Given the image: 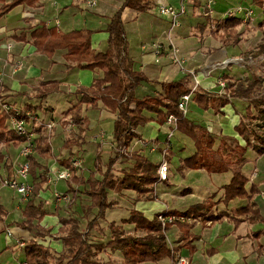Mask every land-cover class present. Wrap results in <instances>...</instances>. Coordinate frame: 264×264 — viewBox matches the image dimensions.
<instances>
[{
    "label": "crops",
    "instance_id": "1",
    "mask_svg": "<svg viewBox=\"0 0 264 264\" xmlns=\"http://www.w3.org/2000/svg\"><path fill=\"white\" fill-rule=\"evenodd\" d=\"M0 1L7 3L11 0ZM70 2V6L50 7L48 0H40L37 7L18 6L0 18V106L7 104L25 117V128L31 134L33 141L38 137L36 132L38 127H41L49 135L51 158L61 154L66 155V159L72 152L83 157L91 155L94 160L98 150L104 155L106 149L105 145L100 144L97 138L95 140L96 144L92 142L93 139L89 138V134L95 130V126L96 128H102L100 122L108 120L110 125L106 130L112 142L114 116L98 104L96 109H103L105 117L100 122L91 120L88 115L85 116L86 106L91 109L90 105H83L88 130L86 131V136H84L85 134L83 135L85 144H75L73 145L74 149L62 147L64 140L68 138L65 133L68 134L72 127L62 128V119L60 120L59 118L77 102V98L70 93H73L78 86L88 87L92 80L101 72L99 70L91 72L68 66L63 59L64 52L61 50L56 51L50 59L36 53L28 34L41 23H45L49 27L55 26V21L59 23L56 28L63 33L80 29L97 31L91 36V47L94 49L95 54L100 56L106 49V47H102V45L106 44L108 36L104 30L109 18L119 7H111V9L106 10V7H84L85 3H82L83 7H80L82 4ZM122 2L123 0H118L117 3L121 5ZM154 3L156 5L157 0H154ZM149 11L151 9L146 11L147 15L143 16L145 20L150 19L148 17L151 15L148 14ZM13 13L14 20H11L9 16ZM139 13L131 9H124L122 21L125 31L127 29L126 14H128L131 26V24L136 23L138 17L142 19V15L139 16ZM221 14L222 12H217L215 15L219 16ZM79 15L84 17L81 23L77 22ZM101 18L106 20V24L102 25ZM214 18L212 20H219V18ZM199 19L202 22L201 18H193L195 21ZM154 20L152 17L150 22L155 29L159 28L161 30L160 33L149 32L143 38L142 33H140L139 37L141 39L137 36L134 47H130L128 43L134 69L142 72L148 79V82H143L136 88L135 95L137 97L159 93L160 86L153 83V81L172 82L182 79L185 75H191L188 77V87H191L194 81L197 80L199 82L197 91L202 90L217 94L216 81L222 79L226 83L228 79L241 84L244 88L251 87V99L264 98V41L261 42L259 40L261 45H257L255 51H260V55L255 53V56L243 53L248 49L244 47L246 37L243 36L242 42L234 47L222 46L220 42H216L211 36L209 38L203 37L204 39L201 42L197 37H187L186 40L184 39L185 41L195 39L198 42L196 47L194 46L192 49L190 46L182 47V38L178 39L179 31L175 34L174 31L168 32V22L165 19L164 22ZM193 20L187 18L186 22L190 24ZM255 20L258 25L256 31L264 37V28L259 26L261 17L259 18L258 14ZM20 33L26 34L24 40L18 39ZM170 41L179 52L178 57L184 63L183 69L181 68L182 65L180 66L172 59V52L169 48ZM8 43H11L13 48L7 49L6 45ZM157 43L163 46L159 56L155 55L153 49V45ZM225 62H227V65L224 66ZM18 64H21L19 69H17ZM43 67L46 70H42ZM254 69L261 70V73L255 72ZM51 80L58 81L59 92L50 94L45 100L40 102L34 96L36 93L35 89L40 82ZM69 95L74 98L73 102L71 101L72 98L68 97ZM58 100L61 101L62 105ZM29 105L34 107V109L30 108ZM248 108L255 115L256 112L253 105H250V101L244 98H230L229 102L225 106L218 108V110L214 108L201 110L192 100V103L188 104L187 112L184 116L194 124L206 128L214 138V149L218 147L222 137L231 139L230 141H232L233 145L244 147L246 142L239 136L238 127L241 121L244 120L245 112ZM148 116L152 117V121L135 129L140 139H133L128 151L137 152L154 164L160 165L164 161L167 162L168 179L158 182L154 186L151 195L139 200H135L136 194L132 191H122L118 194L110 192L120 197V201L119 199L115 202L113 201L115 203L114 208L120 207V202H129L126 203L128 207L124 211V215L121 218H113L110 222L119 224L122 219L128 217L129 210L132 208L142 213L146 219L151 220L165 211L183 212L195 204L211 201L214 205L209 212H205L200 217L191 220L192 228L190 231L196 237V240L191 243L194 250L190 251V246L179 248L182 243L180 240L181 230L177 225H172L165 232L168 246L170 247L171 244L173 247L170 248H173L176 254L187 257L192 264H264V155L257 154L253 147H247L243 163L239 166H230L223 173L210 174L204 169L181 168L182 161L195 152L193 142L189 137L176 131L174 123H170L167 120L165 123L160 124L155 120V115L150 114ZM7 124L10 126L9 121H7ZM72 129H75V127ZM173 137H177L181 141L188 139L191 142L189 153L186 156L183 157L177 154L179 156L176 159L179 163L176 167L171 165L170 162L174 155L169 150L173 147L171 144ZM20 147L21 145L17 148L7 147L6 151L18 150ZM164 147L166 150L163 153L161 150ZM179 151H184V148H180ZM165 154L169 156L166 157ZM32 155L38 159L37 161L40 164L44 165L42 161H46V158L39 157L35 151ZM4 159H9V163L13 166L16 158L13 156L10 158V155L7 154ZM120 164L122 166L120 169L129 167L127 163H119L118 166ZM56 165L61 168L57 162ZM45 166L48 168V175L53 171L59 170L52 169L49 163ZM237 173L246 178V191L249 192L251 187H255L257 190L253 201L257 206L260 221L254 224L248 222L247 215H241L238 212L239 209L247 205V199L237 198L229 202L224 201L225 187ZM78 174L86 177L84 173L79 171ZM13 176L14 169H12V174L8 175L5 168H0V190L5 188L1 181L12 179ZM56 186L63 187L67 192L64 180L57 181L55 186H50L49 180H47L35 199L36 204L41 201L44 202L46 204L45 208L49 212L40 225L44 228L52 227L53 233L55 230L57 232L60 227L59 218L67 215L66 212H63V202L54 205L56 207L52 209L51 196H53L52 191L56 190ZM76 189L80 190L81 188L76 187ZM74 196H79V194L77 193ZM0 204L4 206L1 202ZM12 204L14 205L11 211L13 213L12 217L7 210V216L4 218L3 223H0V229L3 231L1 234L5 235L6 245L4 249H1L3 252L0 258L8 252L12 255L19 252L23 256V260L20 263L22 264L25 262L22 247L13 248L12 244L14 239H18V237H21L20 240L22 242H27V239L31 238L29 236H34V232L21 230L15 226L16 222L22 220L21 211L25 202L12 201ZM113 209L111 210L113 211ZM58 224L59 227H57ZM122 228L128 234H132L134 231L132 224L122 225ZM105 251L104 255L118 254L121 257L118 252ZM260 252L262 254H259ZM107 258L103 262L110 261V258ZM160 262L171 264L172 260L166 258ZM0 264L2 263L0 262Z\"/></svg>",
    "mask_w": 264,
    "mask_h": 264
},
{
    "label": "trees",
    "instance_id": "2",
    "mask_svg": "<svg viewBox=\"0 0 264 264\" xmlns=\"http://www.w3.org/2000/svg\"><path fill=\"white\" fill-rule=\"evenodd\" d=\"M39 2L40 0H11L7 3L0 1V18L15 7L33 8L37 7ZM250 4L259 11V18L261 17L259 26L264 28V0H251ZM153 5L156 7L154 0H123L108 20L104 30L108 35L106 49L100 56L96 55L91 47V36L97 31L80 29L63 33L55 26L49 27L41 23L28 34L36 53L50 59L56 51L61 50L64 52L63 59L68 66L101 72L88 87L75 88L73 96L77 98V102L64 112L62 128L75 127L76 130L71 128L62 147L67 149L75 144H82L83 134L88 130L83 105H90L91 109H95L99 104L114 116L112 124L114 149L103 165L102 152L98 150L93 161V171L86 177L78 174V169L73 168L70 157L57 161L59 166L69 172V178L65 180L67 193H71L72 196L77 193L79 196L83 195L89 203L82 211V217L87 220L84 230L78 229L76 219L63 217L59 218L60 227L56 234L51 233L52 227L44 228L40 225L43 218L49 214L45 208L46 204L42 201L35 203V199L47 182L48 168L40 164L33 155L27 157L32 190L21 211L22 220L15 223V226L21 230L34 232L33 238L25 242L22 247L27 264H102L96 258L105 250L111 253L118 252L122 257V264L157 263L166 258L173 260L175 251L168 246L165 234L172 225H177L181 230L182 243L179 248L190 246L189 250H194L191 243L196 240V237L190 231L191 220L209 212L214 205L211 201L195 204L183 212L161 213L165 217L177 218L176 221L174 219L166 221L164 225L160 222L159 215L148 220L142 213L132 208L129 210L128 217L122 219L119 224L109 222L107 242L94 243L89 239L88 233L98 225L99 221L105 219L108 210L114 208L115 203L108 199L110 192L118 194L122 191H132L136 194L135 200H139L151 195L154 186L158 183L160 165L150 162L137 152L128 151L131 141L140 139L135 129L152 121V117L148 116L150 114L155 115V120L160 124L165 123L168 117L172 116L176 131L189 137L193 142L195 152L182 161L181 168L204 169L210 174L223 173L230 166H239L243 163L247 147H253L257 154L264 155V98L251 99L252 88L249 86L244 88L241 84L227 79L224 95L198 90L192 98L201 110L209 108L218 110L234 97L250 101L256 113L254 115L248 108L244 120L238 127L239 136L246 142L244 147L233 145L231 139L222 137L218 147L214 149V138L206 128L194 124L178 110L177 104L180 97L189 92L188 77L191 75H185L182 79L172 82L153 81L160 86L159 93L144 95L140 98L135 95L136 88L141 83L148 82V79L133 67L122 13L126 8L144 13L152 9ZM206 17L205 24H214L211 37L222 46L234 47L242 42V35L238 31V27L244 21L242 17L227 15L216 21L210 19L208 15ZM205 26L199 28L204 29ZM25 38L26 34L23 33L18 36L19 40ZM35 90L34 96L41 102L50 94L59 92L58 81L40 82ZM29 107L32 106L29 105ZM11 114L13 112L5 113L0 110V149L2 147L17 148L25 140L7 124ZM19 116L25 119L23 115ZM36 132L38 137L34 140L35 153L42 158H51L49 135L41 127H38ZM6 161L7 159L5 160L0 152V168H5L8 175H11V164H6ZM117 163H127L129 167L116 174L114 166ZM246 182V178L240 173L235 174L225 187L224 201L247 199V205L238 212L241 215H247L248 222L254 224L260 221L257 206L253 201L257 190L251 187L249 192L246 191ZM76 187L81 189L77 190ZM92 211L95 213L88 220V215ZM6 216L7 211L0 204L1 224ZM125 224L133 225L132 234L124 231L122 225ZM2 232L0 229V234ZM46 237L60 241L62 249L56 257L53 255L54 251L51 252L49 247L37 241ZM2 252L3 250L0 251V255Z\"/></svg>",
    "mask_w": 264,
    "mask_h": 264
},
{
    "label": "rangeland",
    "instance_id": "3",
    "mask_svg": "<svg viewBox=\"0 0 264 264\" xmlns=\"http://www.w3.org/2000/svg\"><path fill=\"white\" fill-rule=\"evenodd\" d=\"M70 1H73L74 4H79V5H81L82 3L83 4L85 3L84 7H89L88 5L86 6L88 0H48V3L50 5V7H65V6H70V3H71ZM94 1H95V5L93 7H98V8L106 7V10L111 9V7H120V5H118V3H117L118 0H94ZM165 2L170 4L171 6H174V7L179 6L178 0H165ZM250 3H251V0H214L213 6H212L213 11H214L213 16H209V17H210V19H215L214 17L220 19V18H223L229 14H235L236 16L242 17L244 19V21L242 22V25L238 27V31L241 33V35L243 37H246V39H245L246 44L244 43V47L248 48L243 53H245V55L255 56L254 55L255 53L256 54L260 53V51L256 52L255 49H257V45H261V42L264 41V37H262V35L256 31L258 25L256 24L255 18H256V15L258 14L259 11L257 10V8L253 4H250ZM83 4L80 7H83ZM238 8H241V9H238ZM250 8L254 11V13H253L254 16L246 19L244 17V12ZM217 12H222V14L219 16H216L215 14ZM137 13H139V12H137ZM206 13H207V10L204 8V6L201 2L194 1V2L190 3V5L188 6V9H187V15L185 17H183V19H181L179 28L173 30L174 34L177 31H179L180 35L178 34V39L182 38V41H181V42H183L182 47L190 46V48L193 49L194 46L196 47V45L198 44V42H196L195 39H191V41H185L187 37L188 38L191 36L197 37L200 39V42H201V40L204 39L203 37L209 38L211 36L212 28L214 27V24L213 23L205 24L206 23L205 18H207ZM148 14H151L150 16H148V17H150V19L153 17L155 19L154 21H163L164 22V19H161L159 16H157L156 9H155L154 5H153V8L151 9V11L148 12ZM12 15H14V13L11 14L9 16V18L11 20H14V17ZM138 15L139 16L142 15V19H141V17H138L136 23L131 24V26H130L128 14H126V16H125V22H126V28H127L126 33L128 36V43H129L130 47L135 46L137 36L139 39H141L139 37L140 33H142L141 35L143 38L144 36L149 34V32H151V33L153 32L155 34V33H160V31H161L159 28L158 29L154 28L153 24L150 22V19L146 18L147 20H145V17H143V16L147 15L146 12L143 14L139 13ZM78 18H79V20L77 22L81 23L84 17L79 15ZM187 18H191L192 20H193V18H201L202 22H200V19H199L198 21L193 20L192 23L187 24V22H186ZM101 23H103L102 25L106 24V20L104 18H101ZM204 26H205L204 29L199 28V27H204ZM102 44H104V43H102ZM102 47L105 48L106 44L102 45ZM181 65H182L181 68L183 69L184 63H182ZM42 70H46V68L43 67ZM254 71L261 73V70H258V69H254ZM70 94H73V93H70ZM68 97L72 98V96H70V95ZM71 101L73 102L74 98H72ZM58 102H60V104L62 105L60 100H58ZM191 103H192V100H190L188 102L189 105ZM103 114H104L103 109H96V108L90 109L86 106L85 116L88 115V117L91 120H96V121L100 122L101 119H103V117H105V115H103ZM59 119L61 120L62 117ZM100 125L102 126V128L101 127L96 128V126H95L94 127L95 130L92 131L91 134H89V138L91 137L93 139L92 142H95V144H96L95 140L97 138L98 141L100 142V144L105 145V149H106L105 154L104 155H102L103 153L101 154L102 165H103L107 161V158L112 153L114 146H113V143L110 141V137H109L108 132L106 130V129H108V127L110 125V121H108V120L102 121V122H100ZM84 134L83 135L86 136L87 132H85ZM65 135L68 136L67 133H65ZM77 142H79V141H77ZM82 143H83V145L85 144L84 139L82 140ZM171 144L173 145V147L169 150H171V152L174 155L171 158L170 162H171V165L176 167L179 163L178 160L176 159L177 156H179L177 154H180L183 157L186 156L189 153V149L191 147V142L188 139L185 141H181L180 139H177V137H173L171 140ZM165 147H168V146H165ZM165 147H164V149L161 150L163 153L166 150ZM21 148H22V146L18 150L14 149V150H10V151H6L5 147H2L0 149V152H2L4 157L8 154V155H10V158L12 156L14 158H16V159H14L15 162H14L13 166L11 163H9V159H7V161H6V164H11L12 169H14V167L17 165V163L22 161L21 159H19V152H20ZM70 148L74 149L73 146H70ZM180 148H184V151H179ZM70 154L71 155L69 157L71 159H74V160L80 162V166L77 168L79 172L84 173L87 176L88 172L93 171L92 164H93L94 160H93V157H91V155L83 157V156H78L72 152ZM65 156L66 155L59 154V156L49 158V160L46 159V161H42V163L44 165H46V164L48 165V163H49V165L51 166L52 169H59L57 171H60L61 168L57 167L56 162L60 161V160H64ZM165 156L168 157L169 155L167 156V154H165ZM36 160H38V159L36 158ZM165 163H167V162H165ZM118 164L119 163H117L114 166L116 174L120 173V171L122 170V169H120V168H122L121 164L119 166H118ZM53 172H54V175H56L55 174L56 171H53ZM48 179L50 181L49 185L55 186L57 181L50 180L51 176H47V180ZM29 181H30V179H29ZM52 189H53V187H52ZM56 190L52 191V194H53V196H51V201H52V205H53L52 209H55L56 206H54V205L61 204V202L59 203V201H57L56 197H54V194H57L60 197L67 195L68 200L62 201L63 202V205H62L63 212L67 213L66 217H71L73 219H76L78 221V229L84 230L87 220H86V218L82 217V211L85 209V207L89 203L87 198L83 195L82 196H72L71 194H67V192L64 190V188L61 186H56ZM108 199L111 201H114V202L118 199L120 201V197L116 196L115 194H112V193L108 194ZM12 201L13 202L21 201V197L19 195H17L14 190H12L8 187L1 189L0 190V202L4 205L3 207L6 208V211L7 210L9 211V213L11 214V217L13 214L11 211H12V208L14 207V205L12 204ZM126 203H129V202H120V205H121L120 207H115L113 209V211L108 210L106 212L105 219L99 221L98 225L93 228V231L88 233L90 241H92L94 243H101V242L105 243L108 241V239H109L108 224L111 221V219L121 218L122 215H124V211L128 207V205ZM59 207H61V205H59ZM94 213H95V211H92L91 214L88 215V220L92 218ZM57 227H59V224L57 225ZM52 234H56V230L54 233L52 232ZM29 237L33 238L32 235ZM20 238L21 237H18V239H14V242L12 244L13 248L19 246L18 243L22 242L20 240ZM31 238H29L27 240H30ZM37 241H39L41 244L45 245L46 247H49L51 249V252L54 251L53 252L54 257H56L57 253L60 252L62 249L60 241L57 239H54V238L46 237L44 239H37ZM5 246H6L5 245V235L1 234L0 235V250L4 249ZM170 247H173V246L170 244ZM105 252L106 251H103L101 254L97 255L96 259L100 263H102V264H105V263L106 264H122L121 257L118 254H113V255L105 254L104 255L103 253H105ZM14 255L10 254V252L5 253L4 255L1 256L0 262L2 264H20L23 260L22 254L17 252V253H14ZM107 257L110 258V261L103 262L106 259H108ZM147 264H164V263L163 262H160V263L157 262V263H147Z\"/></svg>",
    "mask_w": 264,
    "mask_h": 264
},
{
    "label": "built area",
    "instance_id": "4",
    "mask_svg": "<svg viewBox=\"0 0 264 264\" xmlns=\"http://www.w3.org/2000/svg\"><path fill=\"white\" fill-rule=\"evenodd\" d=\"M178 1H179V6L174 7L166 3L165 0H157V4L155 7L157 16L165 19L168 22L169 33L179 28L181 19H183V17L187 15L188 6L190 5V3L194 1L201 2L204 8L207 10L206 15L213 16V12H214L213 7H212L213 0H178ZM87 5L89 7H93L95 5V1L89 0L87 1ZM232 15L236 16L235 14H229V16H232ZM252 16H253V11L251 9H247L244 12V17L246 19L251 18ZM54 25L55 27H57L59 25L58 21H55ZM6 48L11 49L13 48V45L11 43H8L6 45ZM162 48L163 46L160 43L153 45L154 53L156 56L160 55V51ZM169 48L172 52V59L176 63L181 65L183 61L182 59L178 57V50L171 44V41L169 43ZM227 62L224 63V66L227 65ZM19 67H21V64H18L17 69H19ZM198 85H199V82L195 80L193 85L189 87V92L180 97L177 107H178V110L183 115L186 114L188 102L191 100L192 96L197 91ZM215 87L217 88L218 95H224V90L226 87V83L224 82V80L218 79L216 81ZM0 110L5 113L13 112V114H11L8 119V121L10 122V128L18 136L25 138V140L21 144L22 148L20 149V152H19V156L22 161L17 163V165L14 167V176L12 177V179H9V180L5 179L1 181V183L3 184V186L14 190L15 193L21 197V201L25 202L28 199V196L32 190V185L29 182V167H28L27 157L29 155H32L35 151L34 141H33L31 134L25 128V121L24 119L20 118L19 112H17L16 110H13L7 104H2L0 106ZM167 120L168 122L175 124L174 118L172 116H169ZM71 165L73 166V168L77 169L80 166V162L74 159H71ZM55 174L56 175H54V172H52L51 174L48 175V176H51L50 180H54V181L64 180L65 181L69 178L68 170L63 167H61L60 171H56ZM167 179H168V165L165 162H163L160 164L158 168V182H163V181H166ZM54 197H56L57 201L59 202L68 200L67 195L60 197L57 194H54ZM173 219L175 221L177 220V218L165 217L162 214L159 215V220L162 223V225H164L166 221H172ZM18 245L19 247H23L24 242H19ZM22 264H27V263L24 262ZM171 264H192V263L187 257L174 253V259L172 260Z\"/></svg>",
    "mask_w": 264,
    "mask_h": 264
}]
</instances>
